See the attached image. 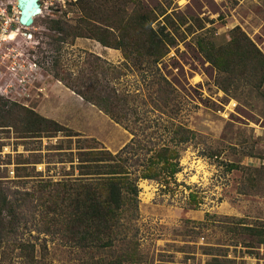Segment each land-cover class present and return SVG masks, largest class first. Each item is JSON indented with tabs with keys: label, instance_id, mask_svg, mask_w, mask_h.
<instances>
[{
	"label": "rangeland",
	"instance_id": "1",
	"mask_svg": "<svg viewBox=\"0 0 264 264\" xmlns=\"http://www.w3.org/2000/svg\"><path fill=\"white\" fill-rule=\"evenodd\" d=\"M39 2L41 13L23 30L32 36L25 39L18 34L12 43L34 53L41 66L35 86L44 88H32L33 96L21 104L55 119L75 134L20 139L11 127H0V178L21 190L48 179L76 177L69 158L82 141L95 140L116 152L132 137L48 72L59 52L72 69V63L80 64L86 52L124 67L120 51L89 38L61 44L59 51L49 36L56 34L46 28L44 20L64 12L73 19L77 12L70 0ZM143 2L149 7L157 4L167 8L172 18L168 30L175 35L176 44L157 64L156 73L125 68V75L115 83L135 99L143 120L138 133L148 125L151 139L157 141V129L165 135L164 126L180 123L196 134L191 142L180 146L181 170L170 186L148 179L139 181L138 210L128 230L138 255L137 261L127 264H212L214 259L220 264H264V243L259 236H249L244 227L264 230V166L257 163L264 158V78L253 75L248 80L252 75L248 70L223 90L215 84L214 67L195 43L201 34L224 44L231 29L239 26L264 54V0ZM45 83L48 86H43ZM26 158L31 161L19 162ZM34 159L39 162H32ZM229 163L238 167L229 169ZM16 166H20L22 177L17 176ZM250 177L256 178L253 186ZM16 180L25 182L16 184ZM35 214V218L40 217L39 209ZM27 226L22 236L36 235L29 232L32 223ZM36 241V264H81L115 253L114 249L83 251L58 236L40 234ZM12 262L20 264L14 257Z\"/></svg>",
	"mask_w": 264,
	"mask_h": 264
},
{
	"label": "trees",
	"instance_id": "2",
	"mask_svg": "<svg viewBox=\"0 0 264 264\" xmlns=\"http://www.w3.org/2000/svg\"><path fill=\"white\" fill-rule=\"evenodd\" d=\"M70 3L77 12L75 18L67 17L64 12L44 20L46 28L56 34L49 36L57 43V49L61 50V44L72 45L76 38H89L104 47L119 50L124 67L110 63L99 54L86 52L80 64L72 63L75 66L72 69L59 52L48 72L128 130L132 137L116 152L95 140L94 143L82 141L69 158L77 171L72 179H48L31 189L21 190L0 178V264H9V260L13 264V257L20 264H36L35 245L40 234L58 236L83 251L115 250L113 254L81 264L137 261L138 249L129 238L128 230L138 210V183L148 179L170 186L181 170L180 146L191 142L196 134L180 123L164 126L165 135L157 129V141L151 139L148 125L141 127L138 133L136 129L142 126L143 120L135 99L115 83L125 75V68L157 72V64L176 44L175 35L168 30L172 18L167 8L157 7V4L149 7L143 0H70ZM195 43L200 54L214 67L215 84L223 90H228L239 79V74L248 70L252 72L248 80H252L253 75L264 78V54L239 26L231 29L224 44L218 45L201 34L195 38ZM2 126L11 127L20 139L75 134L33 107L1 97ZM28 161L31 159L19 160ZM228 167L233 169L238 165L229 163ZM20 169L16 166L17 176L22 177ZM255 179H248L252 186ZM20 182L25 181H14ZM192 201L196 204L194 195ZM38 209L40 217L35 218ZM28 222L32 223L29 232H36V235L30 233L33 241L22 236L23 229L29 228ZM244 227L249 236H259L260 243H264L262 228ZM212 264L220 262L214 259Z\"/></svg>",
	"mask_w": 264,
	"mask_h": 264
},
{
	"label": "built area",
	"instance_id": "3",
	"mask_svg": "<svg viewBox=\"0 0 264 264\" xmlns=\"http://www.w3.org/2000/svg\"><path fill=\"white\" fill-rule=\"evenodd\" d=\"M40 1V0H39ZM19 9L14 0H0V95L12 101L27 103L41 66L34 53L12 41L18 34L30 38L18 21ZM28 34V36H27ZM264 166V158L257 160Z\"/></svg>",
	"mask_w": 264,
	"mask_h": 264
},
{
	"label": "water",
	"instance_id": "4",
	"mask_svg": "<svg viewBox=\"0 0 264 264\" xmlns=\"http://www.w3.org/2000/svg\"><path fill=\"white\" fill-rule=\"evenodd\" d=\"M19 9L18 21L23 26H31L34 17L41 13V4L39 0H16Z\"/></svg>",
	"mask_w": 264,
	"mask_h": 264
},
{
	"label": "crops",
	"instance_id": "5",
	"mask_svg": "<svg viewBox=\"0 0 264 264\" xmlns=\"http://www.w3.org/2000/svg\"><path fill=\"white\" fill-rule=\"evenodd\" d=\"M46 85L48 86V83L43 84V86H46ZM39 88H40L41 91H43L44 87H39Z\"/></svg>",
	"mask_w": 264,
	"mask_h": 264
},
{
	"label": "flooded vegetation",
	"instance_id": "6",
	"mask_svg": "<svg viewBox=\"0 0 264 264\" xmlns=\"http://www.w3.org/2000/svg\"><path fill=\"white\" fill-rule=\"evenodd\" d=\"M15 1V3H16V0H14Z\"/></svg>",
	"mask_w": 264,
	"mask_h": 264
}]
</instances>
